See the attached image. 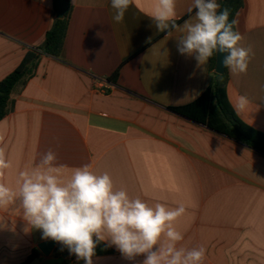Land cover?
<instances>
[{
	"label": "crops",
	"instance_id": "crops-1",
	"mask_svg": "<svg viewBox=\"0 0 264 264\" xmlns=\"http://www.w3.org/2000/svg\"><path fill=\"white\" fill-rule=\"evenodd\" d=\"M191 3L177 0V28L168 34L150 18L156 0H133L118 24L110 0H69L59 57L40 54L0 121V148L12 164L0 179L15 188L18 173L51 149L66 176L90 164L131 198L184 204L175 222L184 235L178 246H203V264H264V153L171 109L199 98L211 75L209 61L198 67L177 49L179 29L195 14L188 12ZM55 12V0H0V81L27 53L40 52ZM234 19L241 44L254 56L246 74L232 76L227 69V98L243 123L264 133V0H243ZM94 77L106 81L104 92ZM242 94L252 103L237 115ZM0 217L7 225L0 229V264H20L34 249L39 254L28 264H69L58 242L48 255L40 252L42 231L25 232L19 212L0 210ZM93 261L133 264L104 243Z\"/></svg>",
	"mask_w": 264,
	"mask_h": 264
},
{
	"label": "clouds",
	"instance_id": "clouds-1",
	"mask_svg": "<svg viewBox=\"0 0 264 264\" xmlns=\"http://www.w3.org/2000/svg\"><path fill=\"white\" fill-rule=\"evenodd\" d=\"M132 3L133 0H110L112 21L122 23ZM176 3L177 0H156L150 18L158 32L171 34L177 28ZM193 9L194 17L179 29L182 35L177 38L178 52L194 57L198 67L206 65L216 53H227L223 65L229 73L246 74L254 53L250 46L241 44L243 36L234 30L238 21L229 20L231 9L222 7L218 0H192L188 12ZM161 54L167 56L168 50ZM251 103L246 94L239 95L234 104L237 115ZM56 161V152L49 149L35 166L18 173L15 188L0 179V210L19 212L25 232L41 230L42 239L58 242L61 251L67 248L84 264H94L93 257L101 243L115 246L133 264L140 256L144 258L139 264H203V246H178L184 235L175 222L185 214L184 204L149 205L138 197L131 198L125 189H117L107 172L96 174L90 164H85L66 176ZM11 167L5 150L0 148V177ZM6 227L5 218L0 217V229Z\"/></svg>",
	"mask_w": 264,
	"mask_h": 264
},
{
	"label": "trees",
	"instance_id": "trees-1",
	"mask_svg": "<svg viewBox=\"0 0 264 264\" xmlns=\"http://www.w3.org/2000/svg\"><path fill=\"white\" fill-rule=\"evenodd\" d=\"M62 19L53 18L51 26L44 34V39L39 46L40 52H29L25 55L20 65L0 81V121L8 114L11 95L14 90L27 82L32 76L40 54L58 58L64 43L68 20L70 16L69 0ZM231 9L229 20L234 19L236 12L242 7L243 0H223L220 3ZM56 10V0H55ZM211 75L209 84L202 95L195 101L171 108L175 113L194 122L207 126L209 129L223 134L230 139L239 141L246 146L264 153V133L257 131L243 123L234 113L228 98L227 84L229 81L227 68L222 74H216L215 54L209 59ZM117 74L115 73L114 76ZM223 76V79H221ZM107 252V251H106ZM39 252L34 249L20 264L33 261Z\"/></svg>",
	"mask_w": 264,
	"mask_h": 264
},
{
	"label": "water",
	"instance_id": "water-1",
	"mask_svg": "<svg viewBox=\"0 0 264 264\" xmlns=\"http://www.w3.org/2000/svg\"><path fill=\"white\" fill-rule=\"evenodd\" d=\"M67 6L66 0H57L55 17L57 19H62L65 13V9ZM227 55V53H216L215 54V68L214 71L216 74H222L225 70V66L223 65V59ZM57 242L52 241L51 239L46 240L38 245V249L44 255H48L54 248Z\"/></svg>",
	"mask_w": 264,
	"mask_h": 264
},
{
	"label": "built area",
	"instance_id": "built-area-1",
	"mask_svg": "<svg viewBox=\"0 0 264 264\" xmlns=\"http://www.w3.org/2000/svg\"><path fill=\"white\" fill-rule=\"evenodd\" d=\"M222 1L223 0H218L219 3H221ZM92 83L97 89H99L102 92H104L108 88L106 81L102 78L94 77L92 79ZM68 259H69V264H77L78 263V260L76 259V257L74 255H69Z\"/></svg>",
	"mask_w": 264,
	"mask_h": 264
}]
</instances>
